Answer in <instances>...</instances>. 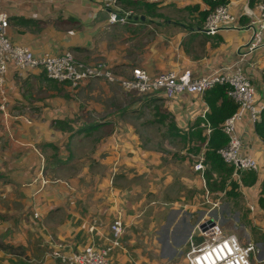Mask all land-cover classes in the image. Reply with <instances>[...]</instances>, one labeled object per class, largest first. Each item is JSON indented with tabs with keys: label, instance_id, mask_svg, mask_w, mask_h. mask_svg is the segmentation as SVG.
Listing matches in <instances>:
<instances>
[{
	"label": "crops",
	"instance_id": "obj_1",
	"mask_svg": "<svg viewBox=\"0 0 264 264\" xmlns=\"http://www.w3.org/2000/svg\"><path fill=\"white\" fill-rule=\"evenodd\" d=\"M260 1L228 0L241 29L224 26L209 35L200 32L203 23L194 8L206 9L202 0L146 2L155 3L150 13L122 0H2L12 43L38 55L72 51L84 62L105 64L116 80L92 79L72 88L41 71L10 70L5 84L9 105L0 110V264H64L48 256L49 239L74 251L91 242L102 247L117 218L124 223V235L114 264H130L133 258L140 264L174 263L192 215L172 209L160 223L159 211L143 205L144 198L160 190L159 183L172 177L162 170L167 167L158 168L163 163L149 145L146 135L166 128L158 126L155 111L146 104L157 99L161 112L183 131L207 105L187 92L166 99L162 91H128L122 80L131 77L133 68L153 77L184 69L200 76L234 63ZM127 11L126 21H110L111 13L120 18ZM243 68L264 101V50L249 55ZM61 122L68 126L63 129ZM238 134L242 151L262 167L255 185L240 186V197L248 207L257 206L261 218L264 142L248 112ZM189 167L200 183L196 186L203 187L200 173Z\"/></svg>",
	"mask_w": 264,
	"mask_h": 264
},
{
	"label": "built area",
	"instance_id": "obj_2",
	"mask_svg": "<svg viewBox=\"0 0 264 264\" xmlns=\"http://www.w3.org/2000/svg\"><path fill=\"white\" fill-rule=\"evenodd\" d=\"M145 2H156L159 0H143ZM131 14L125 12L124 16L117 17V14H110V21H126ZM236 18L228 4L221 5L210 13L201 28L200 32L215 35L227 26L229 29L240 30L236 26ZM233 24L234 26H230ZM9 13L2 7L0 0V110H7L9 105L8 95L5 89L8 74L11 69L22 72L41 71L48 79L59 82H68L72 88H77L84 82L92 79H106L114 81L115 76L111 69L103 63L90 64L79 60L72 51L61 53L44 52L35 54L26 45L14 44L8 38ZM248 31V39L244 48L238 53L234 63L214 69L207 74L193 76L190 69L180 72L167 70L157 76H151L142 68H133L131 77L122 80V86L128 91H135L146 94L162 91L166 99H173L178 93L187 92L202 97L204 93L216 85L228 87V95L237 103V110L232 116L227 118L222 124V131L227 136L228 142L219 154L228 165L233 166V177L240 182V173L243 171L258 172L262 169L259 161L250 153L242 151V141L238 134L239 125L242 123L244 115L248 112L250 121L255 124L260 113L264 110V101L256 95V89L250 76L243 68V62L249 55L258 50H264V0L257 5V14L245 26ZM208 111V107L203 111L202 118ZM211 129L207 126V134ZM193 169L200 173L204 185L203 154L198 156L193 165ZM45 182V181H44ZM209 192L206 191V202ZM213 207L217 203H210ZM213 209V208H211ZM252 214L258 212L259 208L249 205ZM38 212L34 213V217ZM209 217L200 221L203 223ZM199 223V224H200ZM197 224L198 234L190 236L184 260L187 264H252V255L255 245L248 242L242 244L235 234H228L220 228L216 221L208 225L205 230H201ZM124 235V223L121 218H117L110 225V236L102 247H97L91 242L78 251L65 242L49 239L48 256L58 259L64 264H114L112 255L118 249H122V239ZM130 264H140L136 259H130Z\"/></svg>",
	"mask_w": 264,
	"mask_h": 264
},
{
	"label": "rangeland",
	"instance_id": "obj_3",
	"mask_svg": "<svg viewBox=\"0 0 264 264\" xmlns=\"http://www.w3.org/2000/svg\"><path fill=\"white\" fill-rule=\"evenodd\" d=\"M117 106H123L122 102L120 101ZM85 111L84 116L87 117L89 110ZM150 133L152 134L146 135L150 140L149 145L154 148L153 152L156 158L163 163L158 168L167 167L169 171H165L166 169L163 168L162 170L172 177L169 178V181L159 183L160 190L156 192L155 196L144 198L143 205L159 211L160 223L165 219L167 221L166 216L172 209L191 214L192 236L198 234L197 224L202 219L211 217L219 223L220 228L226 233L235 234L242 244L245 245L248 242L254 244L252 264H264V226L261 224L264 222V213H260L261 218H257L258 213H255L253 216L255 220L252 221L251 211L240 196L233 200H227L224 196L219 199L208 195L210 203H217V206L213 207L206 202V197L202 191L204 190L203 187L198 188L196 186L195 182H198V179L190 171L189 166L194 164L193 161L197 157V152L193 150L194 146H188L187 148L190 150H186V143L179 137L169 140L161 133ZM198 215H200V220H196ZM188 242L189 239L180 245L178 256L175 257L173 264H187L186 261L183 263L182 259L189 249Z\"/></svg>",
	"mask_w": 264,
	"mask_h": 264
},
{
	"label": "trees",
	"instance_id": "obj_4",
	"mask_svg": "<svg viewBox=\"0 0 264 264\" xmlns=\"http://www.w3.org/2000/svg\"><path fill=\"white\" fill-rule=\"evenodd\" d=\"M202 2L207 6L206 9L199 10L198 5L194 6L198 11L200 24L204 23L206 17L215 11L217 7L227 4L228 0H202ZM122 3L130 7L138 4L140 7L147 8L148 13L151 12V7L155 5V3L148 4L145 1L143 3L136 0H122ZM227 90L228 87L225 85H216L207 90L202 96L208 107L205 117L196 119L186 131L179 129L168 114L161 112L160 105L156 103L157 99H149L146 107L149 111H155L158 126L166 128L161 132L166 139L181 138L186 143V150H190V148H187L188 146H194L193 150L197 152L194 163L197 161L198 156L201 153L203 154V164L205 166L203 178L205 182L202 191L204 195L208 191L209 195L214 198L224 196L227 200H233L240 196L241 185L251 187L258 182L259 177L254 171H243L240 173V182H238L233 177V166L225 163L219 154V150L225 147L228 142L227 136L222 131V124L237 110V103L228 95ZM66 125L68 126L66 122L60 123L63 129ZM207 126L211 129L209 134H207ZM255 131L264 142V110L255 123ZM258 206L264 209V178L260 182Z\"/></svg>",
	"mask_w": 264,
	"mask_h": 264
},
{
	"label": "water",
	"instance_id": "obj_5",
	"mask_svg": "<svg viewBox=\"0 0 264 264\" xmlns=\"http://www.w3.org/2000/svg\"><path fill=\"white\" fill-rule=\"evenodd\" d=\"M216 222V220H214L213 218L209 217V219H207V221L203 222V223H200L198 226L201 230H205L206 227L208 225H212ZM191 230H192V226L191 224H189L184 232V235L182 236L181 240H180V244L183 243V241H186L190 238L191 236ZM175 253V252H174Z\"/></svg>",
	"mask_w": 264,
	"mask_h": 264
}]
</instances>
